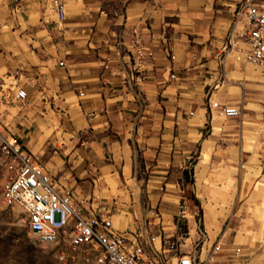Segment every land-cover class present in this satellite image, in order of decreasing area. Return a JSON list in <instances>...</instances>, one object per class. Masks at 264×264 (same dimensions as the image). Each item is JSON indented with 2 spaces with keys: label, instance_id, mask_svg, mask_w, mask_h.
Returning <instances> with one entry per match:
<instances>
[{
  "label": "crops",
  "instance_id": "0c3cea01",
  "mask_svg": "<svg viewBox=\"0 0 264 264\" xmlns=\"http://www.w3.org/2000/svg\"><path fill=\"white\" fill-rule=\"evenodd\" d=\"M238 1L63 0L56 23L50 0H5L0 92L22 101L12 133L71 190L106 202L115 228H170L181 206L192 237L197 208L208 231L224 209L264 218V76L225 50ZM133 29L149 56L134 54ZM248 230L221 241L264 264V228ZM227 250L213 264H235Z\"/></svg>",
  "mask_w": 264,
  "mask_h": 264
},
{
  "label": "built area",
  "instance_id": "2783aa9c",
  "mask_svg": "<svg viewBox=\"0 0 264 264\" xmlns=\"http://www.w3.org/2000/svg\"><path fill=\"white\" fill-rule=\"evenodd\" d=\"M50 8L54 22L62 20L63 0H50ZM232 16L225 50H231L236 59L264 68V0H239ZM40 21L43 25L49 23L46 17ZM129 42L137 57L151 54L148 47L139 43L134 29ZM169 76L173 77V73ZM14 96L23 99L24 89L16 88ZM211 105L224 116L239 112L237 104L212 101ZM0 154L5 170L1 203L14 208L21 224L41 242L56 247L60 258L72 264H213L216 254L227 250L220 237L210 238L197 224L195 236H190L181 219L185 214L182 206L170 228L159 224L154 233L147 235L138 226L115 228L110 208L103 206L106 202L93 194L71 190L63 183V177L51 174L40 157L27 150L12 132L0 140ZM227 251L230 258L237 260L235 264H250L239 245Z\"/></svg>",
  "mask_w": 264,
  "mask_h": 264
},
{
  "label": "rangeland",
  "instance_id": "374dc122",
  "mask_svg": "<svg viewBox=\"0 0 264 264\" xmlns=\"http://www.w3.org/2000/svg\"><path fill=\"white\" fill-rule=\"evenodd\" d=\"M8 24L11 25V20L7 16L5 0H0V52L2 51L3 54L5 53ZM16 35L18 34L15 33V39H18ZM254 66L255 68L259 69L264 76V68L255 64ZM14 75H18L17 72L14 73ZM8 80L11 82L12 78L9 77ZM261 80H263V78H261L260 81ZM21 103L22 101L11 98L8 92H0V140L12 132L11 128L14 124L17 110L20 109ZM4 176L5 170L0 154V189L4 180ZM258 184L259 183L256 182L255 186L250 184L247 187H256ZM239 209L240 208L222 210L224 213L220 215L222 217L220 224L215 226L212 225L208 231L209 233L213 234L212 237L216 235L217 237H220L221 240H223L227 236V240H230L231 235L234 234L237 229L250 232L248 229H257L260 231V229L264 228L262 209L248 208L242 211H239ZM205 210L206 212L215 215L214 209L210 208L208 209L209 211H207V209ZM200 214L201 209L197 208L195 220L197 225L204 229L201 222L200 224L198 223ZM251 218L258 220V223L252 225ZM256 234L254 232L252 235L255 236ZM222 246L226 247L227 244L223 243ZM0 264L72 263L67 259L60 258L56 247L38 240L32 231L21 224L16 210L8 205H4L0 201Z\"/></svg>",
  "mask_w": 264,
  "mask_h": 264
},
{
  "label": "bare ground",
  "instance_id": "6f19581e",
  "mask_svg": "<svg viewBox=\"0 0 264 264\" xmlns=\"http://www.w3.org/2000/svg\"><path fill=\"white\" fill-rule=\"evenodd\" d=\"M205 229H206V232H207V234H210L209 232H208V230H207V228L205 227Z\"/></svg>",
  "mask_w": 264,
  "mask_h": 264
},
{
  "label": "trees",
  "instance_id": "16d2710c",
  "mask_svg": "<svg viewBox=\"0 0 264 264\" xmlns=\"http://www.w3.org/2000/svg\"><path fill=\"white\" fill-rule=\"evenodd\" d=\"M186 170H183V173L185 174Z\"/></svg>",
  "mask_w": 264,
  "mask_h": 264
}]
</instances>
